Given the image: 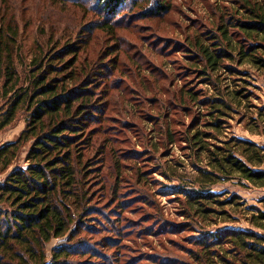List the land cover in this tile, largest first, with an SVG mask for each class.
<instances>
[{
	"label": "rangeland",
	"instance_id": "1",
	"mask_svg": "<svg viewBox=\"0 0 264 264\" xmlns=\"http://www.w3.org/2000/svg\"><path fill=\"white\" fill-rule=\"evenodd\" d=\"M95 1L0 0V28L18 29L17 67L23 77L36 56H48L56 47L68 45L79 49L77 67L86 68L83 77L95 71L102 73L95 76V83L97 114L104 122L90 125L87 134L92 130L98 133L83 150V165L94 169L85 175L86 189L93 198L87 227L97 231H82L90 247L83 243L79 252L90 251L74 256V264H205L193 257L201 252L196 240L202 234L250 228L246 209L264 211V188L246 187L232 179L212 186L211 191L222 194V200L238 196L242 207L226 208L233 220L219 219L208 226L200 217L183 212L188 210L185 198L174 190L196 176L194 158L184 148L182 136L196 118L197 108L187 98L193 110L181 108L180 90L214 93L192 67L189 56L194 53L187 40L216 29L212 21L219 24L221 10L230 9L233 0H171L167 13L148 17L142 13L151 8L141 0L139 7L124 9L123 14L112 18L111 22H118L113 23V35L96 26L101 12L94 9ZM240 69L249 71L241 76L248 82L239 84L249 89L250 102L235 107L238 112L228 119L222 137H238L264 146V121H258L259 131L253 130L258 129L253 119L264 109V73L249 66ZM227 85L237 89L232 79L223 81L222 86ZM9 97L4 96L0 85V114ZM27 116L22 111L14 125L0 131V148L21 135ZM28 148L24 146L8 170L0 169V183L18 166H25ZM119 160L123 170L120 179ZM121 202L126 207L123 210ZM105 214L107 217L101 216ZM96 220L99 223L95 224ZM66 241L67 236L53 240L49 251ZM92 249L97 254H92Z\"/></svg>",
	"mask_w": 264,
	"mask_h": 264
},
{
	"label": "trees",
	"instance_id": "2",
	"mask_svg": "<svg viewBox=\"0 0 264 264\" xmlns=\"http://www.w3.org/2000/svg\"><path fill=\"white\" fill-rule=\"evenodd\" d=\"M169 1L145 0L151 10L142 14L148 17L167 13ZM141 2L96 0L93 7L101 12L96 26L113 35V23L118 22H111L112 18L123 14L124 9L139 7ZM231 3L230 9L221 10L224 12L219 24L212 21L216 29L187 40L194 53L189 56L193 58L192 67L214 93L207 95L203 89L194 88L180 90L181 108L193 110L186 98L197 108L196 118L182 136L184 148L194 158L196 176L174 190L185 198L188 210L183 212L200 217L208 226L219 219L233 220L226 208L242 207L238 196L222 200V194L211 191L212 186L238 179L243 186L264 188V146L238 137H222L228 119L238 112L235 107L250 102L249 89L239 84L248 82L241 76L249 71L240 67L264 73V0ZM17 34L13 26L0 28V85L4 96H10L0 114V131L14 125L22 111L28 115L27 125L15 141L0 148V169L8 170L24 146L29 148L25 166H18L0 183V264H74V256L90 251L79 252L83 243L89 244L81 233L89 228L87 222L93 210L85 175L94 169L90 164L83 165V150L92 144V135L98 133L92 130L88 135L90 125L104 122L103 116L97 114L95 83L102 73L95 71L83 77L86 68L77 67L79 49L68 45L56 47L48 56H36L23 77L17 67ZM231 79L237 89L222 86L224 80ZM263 110H259L260 117L253 119L258 128L253 130L259 131ZM106 146L101 147V155ZM116 164L120 179L121 160ZM120 206L122 210L126 208L122 202ZM246 210L250 228L206 231L196 240L201 252L193 254L194 259L205 264H264V211L254 207ZM66 236L65 244L49 251L53 240ZM93 250L92 254H97Z\"/></svg>",
	"mask_w": 264,
	"mask_h": 264
}]
</instances>
